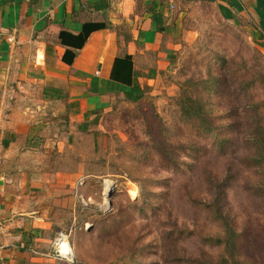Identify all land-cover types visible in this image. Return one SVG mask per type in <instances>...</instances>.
Segmentation results:
<instances>
[{"label":"rangeland","instance_id":"rangeland-1","mask_svg":"<svg viewBox=\"0 0 264 264\" xmlns=\"http://www.w3.org/2000/svg\"><path fill=\"white\" fill-rule=\"evenodd\" d=\"M191 5L197 34L161 85L118 99L92 154L89 142L63 159L74 167L81 152L111 189L88 191L103 207L68 233L69 264H264V52L209 3ZM87 203L77 211L93 216Z\"/></svg>","mask_w":264,"mask_h":264},{"label":"crops","instance_id":"crops-1","mask_svg":"<svg viewBox=\"0 0 264 264\" xmlns=\"http://www.w3.org/2000/svg\"><path fill=\"white\" fill-rule=\"evenodd\" d=\"M201 2L264 52V0L1 2L0 264H69L57 256L60 235L72 261L68 233L97 219L103 205L89 192L106 189L81 152L74 167L63 159L89 142L92 154L118 99L137 103L161 85L195 36L187 11ZM88 200L93 216L77 211Z\"/></svg>","mask_w":264,"mask_h":264},{"label":"trees","instance_id":"trees-1","mask_svg":"<svg viewBox=\"0 0 264 264\" xmlns=\"http://www.w3.org/2000/svg\"><path fill=\"white\" fill-rule=\"evenodd\" d=\"M94 28H96L95 26H93V25H91V26H85L84 27V29L83 30H85V33L83 34V37H82V44L85 42V40H86V38H87V36L89 35V33L91 32V31H93V29ZM84 32V31H83ZM128 59V58H127ZM119 61L120 60H116L115 61V65H117L118 63H119ZM117 62V63H116ZM113 78H115V79H119L120 80V78H116V77H114V75H113ZM126 82L125 83H127V84H130L131 83V81H130V78L129 79H126L125 80ZM259 129V128H258ZM255 135V134H254ZM256 137H258V133H257V136ZM257 140V139H256ZM257 141H259V140H257ZM260 142V141H259ZM216 212L217 213H221L220 212V210L217 208L216 209ZM222 220H223V224H224V230H225V233H226V235H227V239L229 240V239H231V238H233V231H232V228H231V226L228 224V222H226V219H225V217H222Z\"/></svg>","mask_w":264,"mask_h":264},{"label":"clouds","instance_id":"clouds-1","mask_svg":"<svg viewBox=\"0 0 264 264\" xmlns=\"http://www.w3.org/2000/svg\"><path fill=\"white\" fill-rule=\"evenodd\" d=\"M58 250H59V253H60V255H61L62 257L67 256V254L70 253V251H71V250L69 249V247H68V245H67L66 242H62V243H60L59 246H58Z\"/></svg>","mask_w":264,"mask_h":264},{"label":"built area","instance_id":"built-area-1","mask_svg":"<svg viewBox=\"0 0 264 264\" xmlns=\"http://www.w3.org/2000/svg\"><path fill=\"white\" fill-rule=\"evenodd\" d=\"M3 0H0V5H1V2H2ZM64 240L61 238V235H60V237L57 239V256L60 258V259H64V260H66V261H68V262H71V252L70 253H68L67 254V256H65V257H62L61 255H60V253H59V250H58V246H59V244L60 243H62Z\"/></svg>","mask_w":264,"mask_h":264},{"label":"bare ground","instance_id":"bare-ground-1","mask_svg":"<svg viewBox=\"0 0 264 264\" xmlns=\"http://www.w3.org/2000/svg\"><path fill=\"white\" fill-rule=\"evenodd\" d=\"M105 186H106V191L108 193L111 190L110 189V184L109 183H106ZM105 195H106V193H105Z\"/></svg>","mask_w":264,"mask_h":264},{"label":"water","instance_id":"water-1","mask_svg":"<svg viewBox=\"0 0 264 264\" xmlns=\"http://www.w3.org/2000/svg\"><path fill=\"white\" fill-rule=\"evenodd\" d=\"M109 193V192H108Z\"/></svg>","mask_w":264,"mask_h":264}]
</instances>
